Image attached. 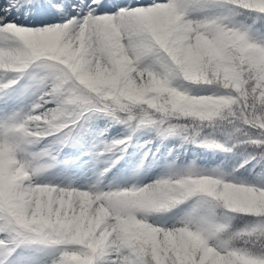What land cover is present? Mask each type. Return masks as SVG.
I'll return each mask as SVG.
<instances>
[{
	"label": "snow or ice",
	"instance_id": "snow-or-ice-1",
	"mask_svg": "<svg viewBox=\"0 0 264 264\" xmlns=\"http://www.w3.org/2000/svg\"><path fill=\"white\" fill-rule=\"evenodd\" d=\"M0 264H264V0H0Z\"/></svg>",
	"mask_w": 264,
	"mask_h": 264
},
{
	"label": "trees",
	"instance_id": "trees-1",
	"mask_svg": "<svg viewBox=\"0 0 264 264\" xmlns=\"http://www.w3.org/2000/svg\"><path fill=\"white\" fill-rule=\"evenodd\" d=\"M145 139H147V137H142L141 141H143ZM175 143H176V141H172V140L165 141L164 145H161L160 151L161 152H166L167 148L168 147H172L173 144H175ZM148 148H151L152 151H155L156 150V141H153L151 144H148V145H143L142 147L139 148V151H140V153H143V151L147 150ZM159 154L160 153L158 152L157 155H159ZM147 163H148V160L146 158L145 167H146ZM145 167H143V168H145Z\"/></svg>",
	"mask_w": 264,
	"mask_h": 264
},
{
	"label": "rangeland",
	"instance_id": "rangeland-1",
	"mask_svg": "<svg viewBox=\"0 0 264 264\" xmlns=\"http://www.w3.org/2000/svg\"><path fill=\"white\" fill-rule=\"evenodd\" d=\"M129 150L132 151V149H129ZM121 163H123V161H121ZM142 171L146 173L145 182H147L148 179H151L154 175L158 173L159 169L154 168V167L153 168L145 167V168H142Z\"/></svg>",
	"mask_w": 264,
	"mask_h": 264
}]
</instances>
